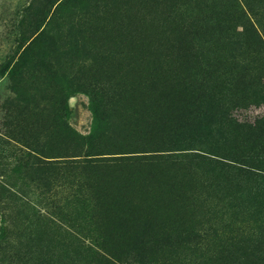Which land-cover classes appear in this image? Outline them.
<instances>
[{
  "label": "rangeland",
  "instance_id": "1",
  "mask_svg": "<svg viewBox=\"0 0 264 264\" xmlns=\"http://www.w3.org/2000/svg\"><path fill=\"white\" fill-rule=\"evenodd\" d=\"M103 1L58 0L56 52L24 58L36 1L0 0V186L14 193L0 190V264H264V0ZM212 2L245 18L213 35L204 69L174 53ZM107 12L129 37L68 33ZM136 36L174 46L160 76L176 85L147 63L171 50L131 61ZM209 40L198 31L193 54Z\"/></svg>",
  "mask_w": 264,
  "mask_h": 264
},
{
  "label": "trees",
  "instance_id": "2",
  "mask_svg": "<svg viewBox=\"0 0 264 264\" xmlns=\"http://www.w3.org/2000/svg\"><path fill=\"white\" fill-rule=\"evenodd\" d=\"M32 1H36L35 5L29 4L28 8L26 9V12H31L30 22L29 24H27V29H28L27 37H28V40H31V41L27 45V47L23 50L21 54L23 57L24 56L29 57V56L34 55L35 53L40 55L43 53L52 52L51 51L52 48L56 52V44L54 40L57 38V35L51 36V33L45 30L47 26L49 27V25L53 24L52 17H50L47 22L45 21L47 20L48 14L51 11L52 7L58 2V0H32ZM97 1L99 3L104 2L103 0H97ZM119 3H117L116 0H111L110 4L113 5V7H115ZM59 5L60 4L56 6L59 7ZM104 6H107V5H105L104 3ZM198 12L199 13L195 16V19L187 21L188 25L181 28V29L187 28L190 32H188V36L185 37V39L183 40L181 49H178L174 54H178L180 52V55L176 56L178 60L186 58L185 60L186 63H190L191 61H193L197 63L199 67L203 65L201 67H203L204 69H213L217 65V51H218L215 43L211 44L212 42H215V37L213 35H217L220 32L224 34H229V31H228V29L230 30L229 27L236 25V23H238L240 20L245 18L244 12L242 11L238 12L236 8L234 9L227 8L225 11L224 9L214 6L213 2L210 5H204L203 7H200ZM236 13L238 15L237 19H235ZM107 14H108L107 18L105 19L97 18L96 21H92L93 22L92 26L90 24L88 25L87 28L84 27V25H86L87 23H84V24H75L74 22L73 24L68 23L69 24L68 33L74 31L75 33L95 35L96 37L102 35L101 37L104 38L103 40H106L108 37V35H106L107 32H109L111 35L115 31L118 33L117 28H119L122 25L123 19H126L125 16H120L119 20L122 22L112 24L111 20H113L112 19L113 14H110L109 12H107ZM168 17H170V14L168 15ZM131 23L132 22H128L127 25L126 24L122 25V28H125L126 36L128 37H129V32L131 31L130 26H129ZM64 25L66 26L67 24L64 23ZM240 28L242 30L241 33L237 32L238 27L236 26H235V29H233V33H235L236 35V32H237L238 34L243 35V43H244L243 45L246 48L248 47V48L259 50L260 44L262 45V41H263L260 38V35H258L256 31L252 29V27L250 30L245 29V27L243 26H241ZM40 29L41 31L39 32V34L34 37L35 33L38 32ZM198 31L204 37H211V40L205 42L206 47H204V49L207 52L204 53V52L199 51L198 54H193L192 52L193 47L191 44L193 43V38L198 33ZM56 34H57V31H56ZM119 35L123 36V34H119ZM157 40H158L157 37H155L154 41H157ZM141 41H143V37L139 38L136 36L134 47L130 50V53L133 56V59H131V61L138 62L139 60H143L142 58L143 55H141L142 50L147 52L148 50L152 48L153 50L157 51L158 50L157 48L159 47H165L164 50H171L170 53L166 56L165 54L157 53L153 57L151 53H148L149 55L148 57H152L153 61L148 60L147 63L152 64L154 65L153 67H155L152 69L154 75L151 78L156 84L158 85L162 84V88L166 86L176 85L177 83L175 84L173 77L166 78L165 75L162 77L160 76L162 75V71L165 69V67H163V63H164L163 61L166 58H169V63H174L175 61V56H173L174 54H171L174 49V46L171 47V45L169 44H159L158 42H154L153 46L148 47L146 45L144 47L142 45H139ZM173 41H175V38L173 39ZM176 41H177V38H176ZM157 55L159 57H157ZM162 55L164 59H160ZM159 60H162V61L159 62ZM135 71L138 76L140 74V71L138 70H135ZM9 146L10 144L7 141L6 136H3L2 134H0V149L5 150L4 148H7ZM96 162L97 161L91 162V163H96ZM8 189H9L8 186H5V185L0 186V190L4 191L3 193L14 195V193L11 192L10 189L9 190ZM93 254H95V256L96 255L99 256L101 259V262L103 261V264H115L114 262L106 259V257L100 256L98 253L93 252Z\"/></svg>",
  "mask_w": 264,
  "mask_h": 264
}]
</instances>
